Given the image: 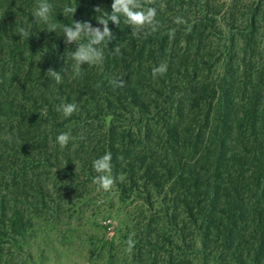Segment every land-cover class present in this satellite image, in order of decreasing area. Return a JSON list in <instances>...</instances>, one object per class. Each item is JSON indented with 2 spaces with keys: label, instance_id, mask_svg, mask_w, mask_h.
I'll return each mask as SVG.
<instances>
[{
  "label": "trees",
  "instance_id": "trees-1",
  "mask_svg": "<svg viewBox=\"0 0 264 264\" xmlns=\"http://www.w3.org/2000/svg\"><path fill=\"white\" fill-rule=\"evenodd\" d=\"M39 2L0 0V238L21 235L28 223L25 209L6 205V178L16 193L22 187L40 192L35 171L63 162L73 172L69 152L76 147L91 162L111 153L112 173L126 176L132 190L140 188L148 207H154L152 195L160 198L158 214L181 240L173 243L181 253L168 251L165 264H185L187 249L197 252L198 264H264V67L239 85L226 72L211 78L204 40L209 16L184 18L179 26L165 6L157 9L161 27L147 38H134L123 17L119 25L109 21L115 39L101 46L104 62L84 64L76 76L73 60L66 63L76 45L65 44L61 28L49 33L46 24L34 22ZM48 2L52 23L86 21L102 28L94 8L106 18L113 0ZM65 6L76 8L73 16L63 15ZM254 27L251 19L247 29ZM21 29L31 35L21 36ZM161 63L167 73L153 79L152 69ZM66 66L59 84L46 74ZM120 76L125 87H112L110 79ZM62 102L77 104L78 111L65 118L55 110ZM122 110L137 134L144 131L142 139L113 125ZM95 119L104 130L85 136ZM62 132L75 139L60 150L56 137ZM148 244L159 248L158 240Z\"/></svg>",
  "mask_w": 264,
  "mask_h": 264
},
{
  "label": "rangeland",
  "instance_id": "rangeland-1",
  "mask_svg": "<svg viewBox=\"0 0 264 264\" xmlns=\"http://www.w3.org/2000/svg\"><path fill=\"white\" fill-rule=\"evenodd\" d=\"M145 6L173 9V22L176 17L196 22L201 16H209L204 40L208 39L207 51L213 62L209 69L211 78L226 72L239 85L264 67V0H155ZM179 9H183L184 16ZM251 19L255 21L254 30L247 29ZM243 34L248 35L247 40ZM69 60L72 61L70 54L66 63ZM127 116L123 111L113 125L118 131L130 130L142 139L144 131L137 134L138 127ZM102 124L95 119L84 135L104 130ZM77 151L73 147L69 152L73 161L71 173H67L63 162L56 169L35 171L43 186L40 192L22 187L16 193L6 178L8 185L1 188L6 205L8 209H25L28 223L21 235L0 238V264H165L168 251L181 253L173 246L178 241L175 229L158 214L160 198L152 195L154 207H148L145 193L140 188L132 190L126 176L114 173V177L123 176V181L117 179L110 191L98 190L93 183L98 175L93 162L86 153ZM6 159L7 168L8 155ZM107 219L112 221L111 230L105 225ZM129 236L135 241L131 252L126 251ZM153 240H158L159 248L148 244ZM187 250L184 249L185 264H198L197 252Z\"/></svg>",
  "mask_w": 264,
  "mask_h": 264
},
{
  "label": "clouds",
  "instance_id": "clouds-1",
  "mask_svg": "<svg viewBox=\"0 0 264 264\" xmlns=\"http://www.w3.org/2000/svg\"><path fill=\"white\" fill-rule=\"evenodd\" d=\"M155 0H113L111 4V14H108L105 18L104 10L99 6L94 8L96 13H100L96 17L97 22L101 27H93L91 23L86 21H75L71 25H59L57 23L50 22V16L52 11V5L48 0H40L38 6L33 12L35 23H41L47 25V32H56L58 28L62 29L65 44L76 45L75 51L70 53L73 60L72 71L76 76H80L81 67L84 64L97 65L104 62L103 47L115 39L114 33L109 28V21L119 25L121 23V17L123 22L130 26L131 34L134 38H147V36L155 33L161 27L160 22L156 19L157 9L155 7L145 5H152ZM76 12V8L65 6L63 9V15L71 14L72 16ZM174 23L185 24L186 22L181 17H176ZM186 31H191V25H188ZM176 29H169L167 35L169 38H174ZM21 36L29 37L31 34L21 29ZM84 41V42H81ZM121 49L116 46L113 50V55H120ZM168 65L161 63L159 66L153 67L152 77L163 76L167 73ZM62 71H67V66L57 72L49 68L46 72L51 76L56 83L62 82ZM109 83L114 88L125 87V82L122 76L110 79ZM100 85L98 84L97 87ZM55 110L62 113L65 118H68L78 111V105L75 103H60L56 105ZM75 139L69 132H62L56 137V142L61 148L67 146L70 140ZM80 139H84L83 136ZM111 153H105L102 157L93 161V169L98 175L93 178V183L98 186V190L110 191L119 179L123 181V176L114 177L112 175ZM126 251L131 252L135 246V241L129 236L126 241Z\"/></svg>",
  "mask_w": 264,
  "mask_h": 264
},
{
  "label": "built area",
  "instance_id": "built-area-1",
  "mask_svg": "<svg viewBox=\"0 0 264 264\" xmlns=\"http://www.w3.org/2000/svg\"><path fill=\"white\" fill-rule=\"evenodd\" d=\"M105 225H106V227H107L108 230H111L112 227H113L111 219H107L105 221Z\"/></svg>",
  "mask_w": 264,
  "mask_h": 264
}]
</instances>
